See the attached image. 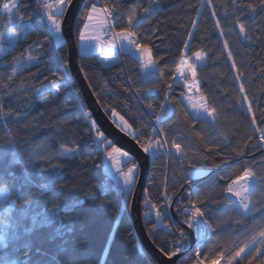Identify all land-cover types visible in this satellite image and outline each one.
<instances>
[{"label": "trees", "instance_id": "16d2710c", "mask_svg": "<svg viewBox=\"0 0 264 264\" xmlns=\"http://www.w3.org/2000/svg\"><path fill=\"white\" fill-rule=\"evenodd\" d=\"M99 1L102 6L115 7L120 13L117 26L126 23V15L132 7H137L138 12L139 9L149 7V0H138V3L137 0ZM17 2L21 5L20 11L25 19L32 17L34 31L29 38L20 40L14 51L0 58L3 60L0 64V105L5 112L13 113L7 118V127L0 122V147L4 146L3 142L11 135L18 149L31 147L47 156L46 160L37 158L34 161L30 166L34 171L47 169L44 175L48 176L53 172L52 166H60L52 176L55 180L52 195L58 196V202L64 209L60 214L69 225L63 234L56 232L57 226L45 227L37 232L32 259L36 264H40V261L44 264H156L137 238L129 216V199L124 203L122 195L114 187L99 199H87L90 193L96 192L97 185H114L103 166V151L93 142L94 133L89 131V119L92 116H88L90 112L77 83L70 76L68 64L65 70V44L57 49L54 42L44 40L47 30L37 19L39 9L36 0ZM243 2L257 5L254 17L248 15L247 10L242 17L250 25V34L253 35L251 42L237 37L238 28L228 31L233 25L225 20V7L231 19V0H211L210 4L209 0H204L203 6L200 0H160L158 5H153L158 11L142 20L139 28L141 37L146 38L142 42L149 44L155 58H161L156 78L151 84L144 83L142 70L133 55L121 53L120 60L109 67L102 65L96 55L78 53L79 66H83L88 77L86 82L88 86L91 85L89 87L93 94H99L94 95L103 111L105 112V107L116 108L134 128H140L145 136L156 126L154 117L146 107L149 100L157 112L161 103L165 104L166 111L168 109L169 105L164 100L165 93L185 105L181 95L185 94L184 87L175 79L174 73L184 42L188 41L189 44L187 55L199 50L207 53L204 65L197 68V78L200 81V92L219 113L218 121L215 125L199 121L189 123L184 116V109L179 103H173L171 106L175 115L160 127L164 128L170 141L175 137L182 143L188 149L190 157L193 152H203L206 142L219 144L218 151L222 155L210 154L219 167L213 166L210 161H197L206 164L209 172L202 179L185 183L187 165L182 168L175 162V149H171L172 155L164 151L155 160L151 154H147L150 158L145 185L147 195L153 203L163 204L166 185L168 194L173 197L171 206L164 209L167 215L158 222L154 214L150 217L143 215L148 211V207L143 204L146 194L145 190L143 192L142 220L150 240L153 242V237L155 238L153 244L172 250V241L178 237L175 230L183 228L188 232L187 226L182 222L184 217L178 209L189 207L190 200L196 201L199 198L203 201L200 206L212 224L208 229V239L197 242L195 237L190 251H183L176 264H194L197 246L200 248L201 258H212L218 250V241L227 247H232L233 243L239 247L244 242H250L246 241V237H250L255 231L252 226L254 221L248 217L241 223H235L240 218L231 211L232 198L225 200L223 191L230 179L244 167L252 168L261 178L254 194V202L257 207H264V141L260 140L261 132L257 131L264 129V12L259 7V0ZM92 3H97V0H85L75 18L77 47L78 30L83 26L81 14ZM213 11L216 13L215 17L212 16ZM216 20L225 29L223 36L215 27ZM4 25L5 19L0 18V31H6ZM189 33H192L191 39ZM256 36H260V39H255ZM37 37L44 47L33 45L31 52L33 56L39 57V63L31 65L26 59L21 61L17 74L8 81V76L12 73L13 57L24 52ZM225 39L233 52L239 73H243L239 80L235 78L239 73L227 59L223 46ZM65 76L73 84L60 93L43 89L42 86L50 80L63 82ZM4 84L8 87L5 88ZM169 84L173 85L171 90L168 88ZM240 84L244 85L246 94L252 101V112L246 111L247 102L242 99L244 93L239 91ZM153 85L158 87L149 93L147 89H152ZM126 88L129 90L126 91ZM37 89L43 95H38ZM137 89H140L139 95ZM44 96L48 97V102H45ZM17 112L21 113L19 117L15 115ZM106 115L109 117L110 111ZM253 115L255 124L252 123ZM144 125L147 127H143ZM8 129H11L10 133ZM197 132L201 133L203 140L195 135ZM221 133L228 137V144L223 142ZM62 145H79V155L70 160L60 157ZM232 148L244 149V156H236L231 151ZM97 195L100 194L97 192ZM76 201L83 202L77 204L74 203ZM125 204L127 211H123ZM117 212L121 214L117 215ZM255 215L260 219L259 213ZM217 223L219 227L216 226ZM153 224H157V228L150 234ZM161 224H169L173 235H168ZM24 264H27L26 259Z\"/></svg>", "mask_w": 264, "mask_h": 264}, {"label": "snow or ice", "instance_id": "6c2138e0", "mask_svg": "<svg viewBox=\"0 0 264 264\" xmlns=\"http://www.w3.org/2000/svg\"><path fill=\"white\" fill-rule=\"evenodd\" d=\"M36 2L39 6L37 19L43 23L47 30L44 40L54 42L57 49H60L65 43L63 40L65 12L73 4V0H36ZM159 2L160 0H149V7L139 9V12L137 7H132L126 15V23L122 26H117L120 13L116 11L115 7L107 5L98 7V0L97 3H92L90 7L86 6L87 11L81 14L83 26L78 30V42L81 51L87 56H99L104 64L109 67L120 60L121 53L133 55L142 70L144 83L151 84L156 78L155 73L159 69V59L161 58H155L149 44L142 42L146 38L141 37L139 28L142 20L147 19L148 16L158 11V8L153 5H158ZM200 2L203 6L204 0H200ZM210 3L211 0H209ZM231 4V19H229L228 9L225 7V20L233 25L228 31H235L238 28V38L243 37V40L253 41V35L250 34V25L242 17L245 16V10H247L248 15L254 17L257 5L244 3L243 0H231ZM20 7L21 5L17 0H3L0 3V18L5 19L4 27L6 28V31H0V58L14 51L18 46V42L29 38L34 31V24L31 22L32 17L29 16L25 19ZM259 7L264 12V0H259ZM141 13L143 15H140ZM212 16H216L215 11L212 12ZM215 27L219 29L221 36L225 34V29L221 26L219 20H216ZM188 36L191 39L192 33H189ZM255 39L259 40L260 36H256ZM33 45L39 48L44 47L40 42V38L37 37L28 48L24 49V52L14 56L11 62L12 73L8 76V81H11L13 76L17 74L18 69L21 67V61L26 59V62L31 65L39 63V57L32 55L31 49ZM223 46L227 53V59L231 61V67L239 73L228 40L225 39L223 41ZM188 49V41H185L184 48L174 67L175 79L185 82L183 86L188 90V93L195 92L198 95L181 93L184 100L187 101L188 107L185 108L182 102L170 98L169 94L165 93L164 100L169 106L166 111L165 104L161 103L159 112L155 110V106L149 100L146 107L154 117L156 126L151 128L147 136L144 135L140 128H134L133 124L129 123V120L124 115H121L116 108L105 107L106 113L110 111L109 119L116 129L134 140L143 153L151 154L153 160L164 152L166 148L169 155H172L171 149H175V162L180 164L182 168L187 165L185 183L202 179L209 172L206 164L198 163L197 161H210L213 166L219 167V164L212 159L210 154L222 155L218 151L219 144L206 142L203 152H193L190 157L188 149L178 142L175 137L170 141L164 128L160 127V125L167 123L175 115V111L171 106L173 103H179V106L184 109V116L189 123L199 121L215 125L218 121L219 113L214 106L209 104L206 96L200 92V81L197 78V66L204 65L207 53L204 50H199L187 55ZM25 54L27 55L25 56ZM2 63L3 60L0 59V64ZM64 64L65 70H67L68 61H65ZM80 71L85 72L83 66L80 67ZM242 75L243 73H239L235 78L239 80ZM84 78H88L86 72ZM71 84H73V81L65 76L63 82L50 80L48 84L42 87L45 91L60 93ZM89 86L91 87V85ZM4 87L7 88L8 85L4 84ZM106 87L107 82H105ZM155 87H158V85H153V88L147 89V91L151 93ZM172 87V84L168 85L169 90ZM125 90L129 89L126 88ZM36 91L38 95H43L40 89ZM136 91L137 95H139L140 89ZM239 91L244 93L242 99L247 102L246 111L252 112V101L249 100L243 84H240ZM94 94L99 95L97 93ZM43 98L45 102H48L47 96ZM52 98L55 99V96ZM189 108L191 112L188 111ZM12 115L11 111L5 112L3 106L0 105V122L5 127L8 124L7 118ZM15 115L19 117L21 113L17 112ZM88 116L90 117L91 114L88 113ZM252 123H256L254 115ZM143 127H147V125ZM89 131L94 133L93 142L103 151L105 161L103 166L106 169V175L115 180L116 184L97 185L96 192L90 193L87 199H99L111 187H116L124 199L128 200L132 195L134 185L137 183L139 164L127 150L112 143L107 138L104 131L98 127L95 119H89ZM257 131L261 132L260 140L264 141V129H257ZM8 132L10 133L11 129H8ZM195 135L201 140L204 139L199 132L195 133ZM221 136L223 137V142L228 144V137L223 133H221ZM3 143L4 146L0 147V264H24L25 259L27 264H36L32 256L36 247L35 236L37 232L45 227L57 226L56 232L63 234L64 229L69 227L60 214L64 209L58 202V196L52 195L55 186V180L52 176L60 166H52L53 172L45 176L44 172L47 169L42 168L37 172L30 166L33 165L37 158L46 160L47 156L31 147L18 149L15 146L16 141L11 135ZM38 147H43V145H38ZM231 151L239 157L245 154L244 149L232 148ZM78 155L79 145L72 147L62 145L59 151L60 157L69 160ZM260 180L261 178L256 175L252 168L244 167L238 175L230 179V182L223 189L225 193L224 199L229 200L232 198L231 211L240 218L234 222L241 223L248 217H251L254 221L252 226L255 231L250 237H246V241L250 242H244L239 247L233 243L232 247H227L218 241L216 245L218 250L212 258L207 256L201 258L200 248L197 246L194 264H205L206 261L207 264H243L245 261L247 264H254V262L255 264H264V207H257L254 202V194L257 192V185ZM97 192L100 194L99 196ZM145 193L143 204L148 207V211L144 212L143 215L150 217L154 214L156 220L161 222L163 217L167 215L164 209L172 204V195L168 194L165 185V202L158 205L151 201L147 195V189H145ZM189 196H191V193H189ZM82 202L76 201L74 203ZM202 203L203 201L198 198L196 201L190 200L189 207L178 209L184 217L183 224L187 226V229L192 230L197 242L208 239V229L212 227L205 210L200 206ZM123 211H127V204L124 205ZM256 213H259L260 219H257ZM120 214L121 212H117V215ZM160 226L167 231L168 235H173V230L169 224H161ZM216 226L219 227V223ZM156 228L157 224H153L149 230L150 234L155 232ZM175 232L178 233V237L172 241V250H166L163 246L157 244L159 251L169 260L185 251L190 240V233L183 228H177ZM153 242L155 243L154 237ZM105 250L109 251V249ZM40 264H44V262L40 261Z\"/></svg>", "mask_w": 264, "mask_h": 264}, {"label": "water", "instance_id": "95a60500", "mask_svg": "<svg viewBox=\"0 0 264 264\" xmlns=\"http://www.w3.org/2000/svg\"><path fill=\"white\" fill-rule=\"evenodd\" d=\"M84 1L85 0H73V4L65 12L64 17L65 23L63 27V40L65 41L64 44L66 47L70 76L77 83L83 101L90 112L92 119L96 120L98 127L104 131L105 135L112 143L122 147L124 150H127L139 164L137 183L134 185V189L129 200V216L140 244L142 245L144 251L156 264H176L178 258L183 253L190 251L191 245L195 242V236L192 230L187 229L186 227L188 233H190V240L187 249L183 253L181 252L176 257H172V259L169 260L153 244L145 230L141 214V201L150 169V158L147 154L140 150L134 140L125 136L123 133L119 132L118 129H116L115 125L103 111L95 95L88 86L83 72L80 71L78 50L74 35V21ZM172 216L176 219L173 213Z\"/></svg>", "mask_w": 264, "mask_h": 264}, {"label": "rangeland", "instance_id": "374dc122", "mask_svg": "<svg viewBox=\"0 0 264 264\" xmlns=\"http://www.w3.org/2000/svg\"><path fill=\"white\" fill-rule=\"evenodd\" d=\"M98 7H103L100 3H98V5H97ZM77 50H78V53H80V54H84L82 51H81V48H80V45H79V42H78V47H77ZM97 58H98V60H99V62L102 64V65H105L104 64V62H103V60L99 57V56H97ZM116 62H118V61H116ZM115 63V62H114ZM200 65H198L197 66V68L199 67ZM189 80H190V78H189ZM182 85H184V81L183 80H180L179 81ZM184 87V86H183ZM184 90H185V94L187 95V94H191V95H198V93H195V92H193V93H188V90L184 87ZM182 100H183V102L187 105V101L186 100H184V98L182 97ZM165 152H167V149L165 150ZM104 163H105V161H104ZM114 181V185L116 184V181L115 180H113ZM122 198H123V201H124V203H125V199H124V197L122 196ZM129 200H130V198H129Z\"/></svg>", "mask_w": 264, "mask_h": 264}, {"label": "built area", "instance_id": "2783aa9c", "mask_svg": "<svg viewBox=\"0 0 264 264\" xmlns=\"http://www.w3.org/2000/svg\"><path fill=\"white\" fill-rule=\"evenodd\" d=\"M98 3H100V4L102 5V3H101L100 1H99ZM37 7H38V9H39L38 4H37ZM166 149H167V148H166ZM166 149H165V150H166ZM114 190H115L116 192H119L118 189H117L116 187H114Z\"/></svg>", "mask_w": 264, "mask_h": 264}, {"label": "crops", "instance_id": "0c3cea01", "mask_svg": "<svg viewBox=\"0 0 264 264\" xmlns=\"http://www.w3.org/2000/svg\"><path fill=\"white\" fill-rule=\"evenodd\" d=\"M182 101H183V100H182ZM185 105H186V104H185ZM186 106H187V105H186ZM187 107H188V106H187ZM188 111L191 112V109L189 108Z\"/></svg>", "mask_w": 264, "mask_h": 264}]
</instances>
